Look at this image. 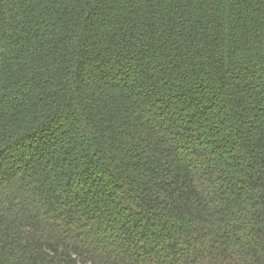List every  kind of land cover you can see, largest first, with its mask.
<instances>
[{
  "label": "trees",
  "instance_id": "obj_1",
  "mask_svg": "<svg viewBox=\"0 0 264 264\" xmlns=\"http://www.w3.org/2000/svg\"><path fill=\"white\" fill-rule=\"evenodd\" d=\"M0 264H264V0H0Z\"/></svg>",
  "mask_w": 264,
  "mask_h": 264
}]
</instances>
